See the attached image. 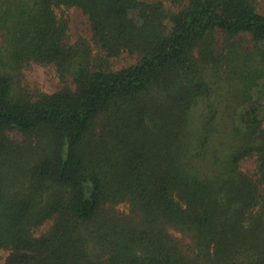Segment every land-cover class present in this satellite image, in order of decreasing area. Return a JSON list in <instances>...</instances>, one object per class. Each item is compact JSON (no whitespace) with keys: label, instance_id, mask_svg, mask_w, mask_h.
I'll list each match as a JSON object with an SVG mask.
<instances>
[{"label":"trees","instance_id":"obj_1","mask_svg":"<svg viewBox=\"0 0 264 264\" xmlns=\"http://www.w3.org/2000/svg\"><path fill=\"white\" fill-rule=\"evenodd\" d=\"M263 80L253 0H0V264H264Z\"/></svg>","mask_w":264,"mask_h":264},{"label":"rangeland","instance_id":"obj_2","mask_svg":"<svg viewBox=\"0 0 264 264\" xmlns=\"http://www.w3.org/2000/svg\"><path fill=\"white\" fill-rule=\"evenodd\" d=\"M257 11L264 15V0H253ZM67 15L70 21V35L72 40H76L79 36L89 39V26L87 18L77 9L70 8L67 10ZM133 62V59L127 56H122L113 61L112 66L117 69L126 66ZM25 80L30 84L31 88H36L42 92H53L60 88L61 82L56 75L54 69L32 65L25 71ZM255 104L261 105L264 109V80L261 82L259 91L256 93ZM244 167L250 166V162L244 163ZM7 252L0 251V263H3Z\"/></svg>","mask_w":264,"mask_h":264}]
</instances>
